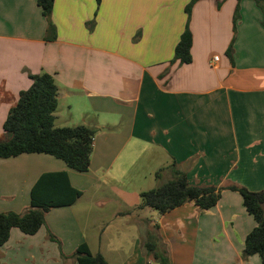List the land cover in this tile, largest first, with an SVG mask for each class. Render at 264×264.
Masks as SVG:
<instances>
[{
    "label": "crops",
    "instance_id": "1",
    "mask_svg": "<svg viewBox=\"0 0 264 264\" xmlns=\"http://www.w3.org/2000/svg\"><path fill=\"white\" fill-rule=\"evenodd\" d=\"M191 1L55 0L48 39L37 0H0V143L29 76L43 73L57 85L55 121L96 131L84 173L46 154L0 158V213L26 212L44 174L65 173L82 192L52 208L35 235L12 229L0 264H77L82 244L109 264H160L149 242L168 264H262L242 256L257 224L237 192L207 211L193 202L165 214L140 208L141 193L171 181L173 166L195 187L264 191V7L198 0L188 22ZM187 27L192 61L172 62ZM93 208L107 214L96 237L81 218Z\"/></svg>",
    "mask_w": 264,
    "mask_h": 264
},
{
    "label": "trees",
    "instance_id": "2",
    "mask_svg": "<svg viewBox=\"0 0 264 264\" xmlns=\"http://www.w3.org/2000/svg\"><path fill=\"white\" fill-rule=\"evenodd\" d=\"M54 1L37 0L48 22V39L56 38V28L51 21ZM197 1L192 0L185 9L188 22ZM254 1L264 7V0ZM191 48L192 34L187 27L176 46L172 62L191 63ZM232 48L231 45L227 55L231 56ZM29 77L31 86L20 93L18 102L10 110L4 123L3 129L10 138L0 143V158L8 159L22 154H46L62 160L77 172L89 171L96 131L85 125L55 127V113L59 105L55 79L48 73ZM173 175L171 181L141 193L140 208H151L165 214L193 202L200 210L207 211L217 205L224 191L237 192L243 199L246 211L257 224L245 239L242 256L248 258L258 255L264 264V191L252 192L235 185L225 188L195 187L189 183L185 173L174 166ZM156 178H160V172ZM81 196L82 192L69 184L65 173L42 175L31 191V204L26 212L0 213V248L9 241L12 229H18L25 235H35L45 226L46 215L52 208L71 206ZM50 237L55 240L54 236ZM146 249L153 253L160 264H168L154 243H147ZM73 257L77 264H109L101 254L93 255L86 244L80 245Z\"/></svg>",
    "mask_w": 264,
    "mask_h": 264
},
{
    "label": "rangeland",
    "instance_id": "3",
    "mask_svg": "<svg viewBox=\"0 0 264 264\" xmlns=\"http://www.w3.org/2000/svg\"><path fill=\"white\" fill-rule=\"evenodd\" d=\"M66 109H67V107L64 108V110H66ZM64 110H61V111L59 110L58 112L59 113L60 112L62 113ZM63 119L65 120L66 123H64V121H62L60 119L59 122L58 121L57 122L55 121V125H58L59 126V124H66L67 127H77V126H80L79 124H81V123H73V122H72V124H70L69 121H67V116L63 117ZM82 124H84V123H82ZM147 191H150V189H146V192ZM87 195L89 196L90 194H87ZM99 195L101 196L100 193H99ZM144 209H147V211H155V210H153L151 208H144ZM83 216L81 215V218L83 219V229L85 230L86 234H88V233L94 234L95 237H96V236H99L102 233V231H104L106 229L107 223L105 222V220L107 219V214L102 209L93 208L92 211H89V214H85ZM88 216H91V221H95L94 223L96 224V227H95L94 230H92V228L89 226V223L92 224V222H88L86 220V218ZM119 224L112 225L111 226L112 228H110L111 231H113L114 230V227H116ZM151 264H158V263L157 262H152Z\"/></svg>",
    "mask_w": 264,
    "mask_h": 264
},
{
    "label": "built area",
    "instance_id": "4",
    "mask_svg": "<svg viewBox=\"0 0 264 264\" xmlns=\"http://www.w3.org/2000/svg\"><path fill=\"white\" fill-rule=\"evenodd\" d=\"M218 59H219L218 57H214V61H216V62H217V61H218Z\"/></svg>",
    "mask_w": 264,
    "mask_h": 264
}]
</instances>
